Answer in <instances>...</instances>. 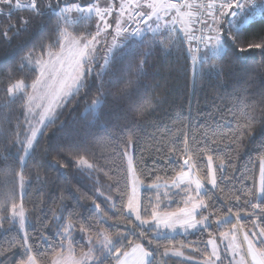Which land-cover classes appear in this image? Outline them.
Returning a JSON list of instances; mask_svg holds the SVG:
<instances>
[{"label":"snow or ice","instance_id":"snow-or-ice-1","mask_svg":"<svg viewBox=\"0 0 264 264\" xmlns=\"http://www.w3.org/2000/svg\"><path fill=\"white\" fill-rule=\"evenodd\" d=\"M0 6L7 7L9 17L13 10L20 9L30 11L32 14L30 18L22 19L17 33L26 30L33 18L41 21L50 15L56 18L46 42H41L38 48L34 45L20 57L18 71L23 72L27 67L35 74L34 78L30 83L26 78L13 79V70L9 69L10 83L5 90L3 100L0 101L5 107H10L17 100L23 101L21 108L24 115V120L14 126L9 119L7 129L0 125V138L5 141L3 150L0 151V162L8 164L7 174L11 175L13 164L18 162L19 166L24 168L27 167L29 159H34L35 181L41 188L47 180L39 171L44 167L43 159H35L33 156L38 134L41 133L42 127L46 128L48 124L55 122L58 111L78 96L82 89L91 90L93 86L95 87L94 96L86 104V112H90L94 122L101 126L107 125V121L102 117L110 110L107 107L109 100L121 101L126 106L125 122L120 123L119 116H116L114 127L118 128L121 138L127 136L125 143L128 146L138 139L139 121L154 111L153 99L148 95L146 86L141 81L146 74L145 64L150 50H146L139 61H130L120 67H117L118 57L114 54V50L133 47L135 41L133 45L128 43L133 38L143 42L142 38L151 34V45H159L166 51H171L173 47L184 45L186 42L187 50L191 52V46L195 44L201 55L198 67L194 71V79L197 74L215 72L217 76L222 75L224 65L214 63L215 60L223 61L226 57L234 56L244 61L247 59L246 53L257 51L264 56V37H261L260 42L246 43L245 32L255 17L264 15V0L260 3H257V0H222L219 4L217 0H209L206 4L195 3V0L193 2L85 0L83 5L79 0L76 3H69V0H44V2L27 0L25 3H21V0H15V3L13 0H0ZM3 14V7H0V15ZM92 23L95 25L94 31L90 30ZM197 24L201 27H193ZM15 27L9 24L0 35L9 38L8 30ZM80 27L84 30L79 31ZM197 31L201 34L196 35ZM100 53L103 55L101 56ZM101 59L103 63H100ZM193 59L197 58L193 57ZM244 108L245 111L236 117L237 126L230 133V143L236 150H240L245 143L255 142L258 138L257 146L264 149V126L259 129L256 126L258 123L255 115L256 104L253 101L245 104ZM37 115L38 121L34 125L32 118ZM260 121L264 122V111L261 113ZM22 125H26L23 128V136H21ZM108 135L111 136L112 133L109 132ZM17 145L19 148L12 153L10 148ZM20 148L23 149L24 155H20ZM88 150L89 145L85 142L71 156V160L78 170L87 171L91 175L92 172L97 171V168L86 158ZM184 150L187 155V139ZM46 154L47 150H45ZM124 155L128 156L126 150ZM201 155L195 157L187 155V158L180 163L181 171L176 173L170 183L163 182L162 193L159 191V183L143 184L137 175L132 157L128 156L127 170L132 176V182L131 191L127 194V202L123 203V195H121L120 207L118 208L115 202L111 203L110 207L114 210V215L109 216L108 211L93 200L92 205L96 214L92 217H83L87 227L84 224L78 226V221L73 219V217H81V213L77 210L78 203H74L71 209H66L65 201L69 197L61 194L59 197L61 215L53 211L52 219L56 222L54 237L57 238V244L62 251L55 253L51 264H112L113 261L115 264H168L169 257L191 261L192 257H185L183 249L187 248L198 253L201 249L193 248L192 244L183 242L165 244L163 241H173L175 235L204 231L211 226L210 216L215 213L204 215V211L210 206V197L209 200L205 199L206 185L215 189L218 186L217 170L223 174L229 165L220 159L219 164L214 166L213 155H207V175L201 177L194 163V160H199ZM9 161L11 163H8ZM52 163L57 167L67 168L66 164L61 165L58 161L54 160ZM259 165V185L249 189L246 196L250 199L244 200V204L251 208V211L246 212L245 215L256 217L253 220L254 230L249 232L244 230L245 226L242 223H233L230 231L219 233L221 242L227 241L224 252L226 255L230 254L229 264H249L247 259L249 257L250 264H264V227L259 223L264 220V152L259 157ZM152 174V172L148 173V175ZM159 180L160 177H157V181ZM25 183L31 185L33 181L26 180L23 174H19L22 192ZM142 188L156 191L155 197L149 198L147 205L143 204L139 195ZM172 189H176L177 192H172ZM96 192L100 196L104 195L99 188ZM178 193L183 196V206L174 211L165 210L167 207L165 201L170 204ZM85 198H87L86 194L81 197V199ZM14 199L15 188L11 187L4 194L0 209ZM105 199L112 201L113 198L108 196ZM233 199L239 201L240 196H234ZM253 200L256 202L253 203ZM65 210L68 213L66 220L63 216ZM234 215L239 221L240 212ZM131 217H134L138 223L133 224ZM231 219L232 214L229 210L228 215L218 217L216 224L220 226L231 223ZM3 220H8L13 226L18 223V229L22 232L20 242L15 244L20 250V258L14 264H39L40 260L47 262V255L39 252L38 248L39 260L37 255L33 254L34 245L29 242L32 237L25 230L26 213L23 205L18 206L13 202L10 217L0 215V221ZM108 221H112L110 227L123 224L128 231H118L113 236L106 228L97 226L98 223ZM93 227H96L95 232L92 231ZM0 228H3L2 223ZM137 228L138 233L135 231ZM240 232L243 233L242 242L238 236ZM129 234H138L141 239L146 240L148 247L144 243L129 240ZM83 235H87L88 251L81 252L77 257L74 255L73 243L77 236ZM209 236L203 258L195 264H218L221 261V250L217 240L211 237V233ZM40 240L47 242L48 249L51 250L52 245L47 236L41 235ZM209 246L210 251L207 250ZM126 248L130 251L124 250ZM25 256L27 259H24Z\"/></svg>","mask_w":264,"mask_h":264},{"label":"trees","instance_id":"trees-1","mask_svg":"<svg viewBox=\"0 0 264 264\" xmlns=\"http://www.w3.org/2000/svg\"><path fill=\"white\" fill-rule=\"evenodd\" d=\"M73 2L77 0H69V3ZM79 2L83 5L85 0ZM3 11L4 14L0 15V33L7 29L9 24L16 27L8 30L9 38L0 35V101L3 100L5 90L10 83L9 69L13 70V79L26 78L30 83L34 78L35 74L27 67L23 72L18 71L20 57L34 45L38 48L41 42H46L56 19L51 15L42 21L33 18L26 30L17 33L22 19L30 18L32 14L30 11L20 9L13 10L9 17L8 9ZM83 30V27L79 28V31ZM90 30H95L94 23L90 25ZM245 32L246 43L260 42L261 37H264V15L255 17ZM142 39L143 42H140L133 38L128 42L129 45H133L135 41L133 47L114 50V54L118 57L117 67L130 61H139L144 52L150 50L145 64L146 74L141 81L146 86L148 95L153 99L154 111L139 121L138 139L132 144V159L137 175L145 185L169 182L177 172L181 171L180 163L187 158V155L195 157L202 154L199 160H194V163L198 174L205 177L207 155H213L214 166L223 159L229 167L223 171V174L217 170L218 186L215 189L207 187L205 199L209 200L210 197V206L206 211L215 213L211 215L213 218L228 215L229 210L233 216L236 212H240V223L247 226L250 224L248 222L255 220L256 217L245 215L246 212L251 211V208L244 204V200L250 199L246 193L254 187L256 164L264 149L257 146L259 143L257 138L255 142L245 143L242 149L236 150L235 146L231 145L229 136L237 126L236 117L245 111L244 105L253 101L256 104L255 115L258 118L256 126L258 129L264 126V122L260 121L261 113L264 111V56L257 51L246 53L247 59L244 61L234 56L226 57L223 61L215 60L214 63L224 65L222 75L217 76L215 72L197 74L194 79V71L199 62V58L196 61L193 59L196 53L194 44L191 46V52L187 50L186 42L184 45L173 47L171 51H166L159 45H151V34ZM100 63H103L102 59ZM94 94V86L91 90L82 89L78 96L58 111L55 122L48 124L46 128L42 127L41 133L38 134L33 156L35 159H43L44 162V167L39 171L42 177L46 178L47 183L42 188L35 181L34 159H29L27 167L24 168H21L18 162L13 164L11 175L7 174L8 164L0 162V203L3 202L4 194L8 189L15 188V199L8 201L4 208L0 209V215L8 216L13 202L23 205L29 221L25 230L32 237L29 242L34 245L33 254L37 255L38 248L39 252L45 253L48 257L47 262L40 260L39 264H49L55 253L62 251L57 244V238L54 237L56 222L52 219L53 211L61 215L59 199L61 194L69 197L65 201L66 209H71L74 203H78L77 210L81 213V217H73V219L78 221V226L84 224L85 227L88 225L83 217H92L96 214L92 205L93 200L108 211L109 216L114 215V210L110 207L111 203L115 202L119 208L121 195H123V203L127 201L129 188L124 158V152L128 147L125 143L127 136L121 138L118 128L114 127L116 116H119L120 123L125 122L126 106L121 101L110 99L107 106L110 110L102 117L107 121V125L101 126L94 122L90 112H86V104ZM22 103L23 101L17 100L10 107L0 103V125L7 129L9 119L13 126L23 121ZM127 116L130 119V113ZM24 127L26 125H22L21 136ZM109 132L112 133L111 136L108 135ZM185 139L188 142L187 155L184 150ZM4 142L0 138V151L3 150ZM85 142L89 145L86 158L97 168V171L92 172L91 175L87 171L78 170L71 160V156ZM17 148L19 145L10 148V151L15 153ZM45 150H47L46 155ZM22 152L23 149L20 148V155ZM54 160L61 165L66 164L67 168L55 166L52 163ZM141 172L144 174L140 175ZM149 172L153 174L148 175ZM19 174H23L26 180L33 181L31 185L25 183L22 195H19ZM157 177H160L159 181ZM97 188L104 193L103 196L96 192ZM85 194L87 198L81 199ZM148 194L149 191L144 190L141 195L145 205L148 202ZM108 196L113 198L112 201L105 199ZM234 196H240V200H234ZM255 202L253 200V203ZM177 207L179 204L173 203L165 210L169 211ZM67 215L65 210L63 213L65 220ZM0 223L3 224V228H0V253H2L0 264H14L20 258V250L15 244L20 242L22 232L16 225H10L8 220ZM111 223L112 221L98 223L97 226L106 228L113 236L118 231H128L123 224L110 227ZM259 223L264 227V220ZM133 224L136 223L133 221ZM92 231L95 232L96 227H93ZM135 231L138 233L139 229ZM41 235L49 238L51 250L48 249L47 242H41ZM207 235L205 230L196 231L192 234L175 235L173 241H163L165 244L183 242L192 244L193 248L201 249L198 253L185 248L183 249L185 257L191 256V261L169 257L168 264H195L193 259L203 258ZM84 237L87 238V235L77 236L73 243L76 255L89 247L83 240ZM128 239L144 243L148 247L146 240L141 239L138 234H129ZM24 259L27 257L25 256ZM37 259L39 260L38 255Z\"/></svg>","mask_w":264,"mask_h":264},{"label":"rangeland","instance_id":"rangeland-1","mask_svg":"<svg viewBox=\"0 0 264 264\" xmlns=\"http://www.w3.org/2000/svg\"><path fill=\"white\" fill-rule=\"evenodd\" d=\"M25 2H27V0H21V3H25ZM38 2H44V0H38ZM117 2H118V0H117ZM257 2L258 3H260L261 2V0H257ZM13 3H15V0H13ZM73 3H76V2H73ZM0 7H3V10H7V7H4V6H0ZM260 16V15H259ZM199 54H201V52L200 53H198V55ZM100 55L102 56L103 55V53H100ZM39 111V110H38ZM32 120H33V124L35 125L36 123H37V121H38V115L35 117V118H32ZM126 151H127V153H128V156H131L132 157V145L131 146H128L127 147V149H126ZM22 155H24V153L22 152ZM128 156H125L124 155V158H125V168H126V177H127V181H128V188H129V192L128 193H130V191H131V182H132V176L129 174V172H128V170H127V168H128ZM256 172H255V183H254V186L255 187H258V185H259V175H260V165H259V161L257 162V164H256ZM171 181H169V183H170ZM159 184H160V188H159V191L162 193L163 191H164V183L163 182H158ZM148 185V184H147ZM206 187H209V188H211V186L210 185H206ZM144 190H146V191H149V194H148V199L149 198H154L155 197V195H156V191L155 190H153V189H149V188H142L141 190H140V192H139V195H140V197H141V195H142V192L144 191ZM172 192H177V190L176 189H172ZM23 194V192H22V190L20 189V185H19V195H22ZM182 201H183V196H182V194H176L174 197H173V199H172V201H171V203L170 204H168L167 203V201H165V203L167 204V206H169V205H172L173 203H176V204H179V207H182L183 206V203H182ZM127 202V201H126ZM147 204H148V202H147ZM20 204H18V206H19ZM178 208V207H177ZM176 208V209H177ZM176 209H173V210H169V211H174V210H176ZM18 210V209H17ZM26 213V212H25ZM10 214H11V211H10V213H9V217H10ZM210 213L208 212V211H204V215H209ZM222 217V216H221ZM132 219H133V221L137 224L138 222L137 221H135V219H134V217H131ZM199 218V217H198ZM217 219L218 218H213V217H211L210 216V220L212 221V223H211V226L209 227V228H207V229H205V231L207 232V239H206V242H207V240L210 238V236H209V233H211V237H213V238H215L216 240H217V244L219 245V248H220V250H221V257H222V259H221V261L220 262H218V264H229V259H230V254H228V255H226L225 254V252H224V249H225V245H226V243H227V241H224V242H221V237H220V235H219V233L220 232H227V231H230V229H231V224H233V223H240V220L239 221H237L236 219H235V216H233L232 215V219H231V223H226V224H223V225H220V226H217V224H216V221H217ZM233 220V221H232ZM28 217H27V213H26V226H25V229H26V227H27V225H28ZM248 223H250V224H248ZM247 224V226H245L244 227V230H247V231H249V232H251L252 230H254L253 229V220L252 221H249ZM16 226H17V228H18V223L16 224ZM261 226V225H260ZM258 230V229H257ZM196 231H191V232H188V233H181V234H178V235H185V234H192V233H195ZM238 236H239V238H240V240H241V242H242V236H243V233L242 232H240V233H238ZM83 240L84 241H86L87 242V238L86 237H84L83 238ZM65 243H67V242H65ZM245 248H246V245H245ZM128 251H130V249L128 248L127 249ZM208 250L210 251L211 249H210V246L208 247ZM65 251V253H66V249L64 250ZM86 251H88V248L84 251V252H86ZM74 255H76L75 253H74ZM77 257H79V255H76ZM178 258V257H177ZM237 259H239V257H237ZM248 260H249V264H250V257L249 258H247ZM200 260H202V258L201 259H193V261L194 262H196V261H200ZM49 264H51V262L49 263ZM114 264H115V262H114Z\"/></svg>","mask_w":264,"mask_h":264},{"label":"built area","instance_id":"built-area-1","mask_svg":"<svg viewBox=\"0 0 264 264\" xmlns=\"http://www.w3.org/2000/svg\"><path fill=\"white\" fill-rule=\"evenodd\" d=\"M201 2H203V3H205V4L207 3L206 0H195V3H201ZM194 27H195V28H199V27H201V26L197 24V25H194ZM195 34H196V35H200L201 33H200L199 31H197ZM202 47H203V46L201 45V49H202ZM194 48H195V51H196L194 57H196V58L198 59V58H199V56H198V52H199V51L197 50V47H196L195 44H194ZM197 59H196V60H197ZM196 60H195V61H196Z\"/></svg>","mask_w":264,"mask_h":264},{"label":"crops","instance_id":"crops-1","mask_svg":"<svg viewBox=\"0 0 264 264\" xmlns=\"http://www.w3.org/2000/svg\"><path fill=\"white\" fill-rule=\"evenodd\" d=\"M209 1V0H208ZM189 2H191V0H189ZM220 2H222V0H217V4H219ZM258 3V2H257ZM111 19V18H109ZM211 22V21H210Z\"/></svg>","mask_w":264,"mask_h":264}]
</instances>
